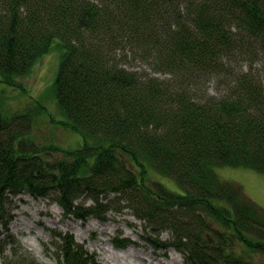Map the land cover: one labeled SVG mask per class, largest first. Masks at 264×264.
Returning <instances> with one entry per match:
<instances>
[{
	"label": "trees",
	"instance_id": "obj_1",
	"mask_svg": "<svg viewBox=\"0 0 264 264\" xmlns=\"http://www.w3.org/2000/svg\"><path fill=\"white\" fill-rule=\"evenodd\" d=\"M53 48L51 92L81 145L27 138L39 103L0 112L2 264H37L5 232L24 193L77 219L129 207L170 233L184 264H257L264 209L215 169L264 174V0H0L1 87L24 91L20 78ZM59 240L57 261L98 264L71 235Z\"/></svg>",
	"mask_w": 264,
	"mask_h": 264
},
{
	"label": "rangeland",
	"instance_id": "obj_2",
	"mask_svg": "<svg viewBox=\"0 0 264 264\" xmlns=\"http://www.w3.org/2000/svg\"><path fill=\"white\" fill-rule=\"evenodd\" d=\"M57 65L58 49L53 48L50 52L38 58L29 72L20 78V84L24 87V91L19 90V87L0 86V112L10 116L13 113L38 108V101L43 108L42 114H38L33 118L27 138L38 144H41L39 141H54L61 148L74 149L81 145V137L76 132L64 128L66 126L62 124L56 100L51 92ZM258 66H261L260 63ZM255 67L258 68L257 65ZM156 76L160 77V74H156ZM52 119L54 121H51ZM215 171L221 179L235 181L240 184L244 193L264 209V174L248 168L231 166H222L218 170L215 169ZM148 177L149 181L159 179V182L171 191L182 192L178 183L172 178L160 177L153 171H149ZM124 203L120 202L117 206L122 207ZM7 210H9L8 216L11 217L6 225L7 231L5 232L11 234L17 244L33 257L37 264H46L44 259H48L50 264L63 263L62 260L57 261L56 256L58 254L56 245L59 244V237L61 239L62 234L71 235L73 240L80 244L83 250L91 255L98 264H113L103 258L104 255L99 250L100 242L109 248L110 244L113 243V239L116 238L117 240L119 237V239L125 238L129 241L123 247H116L112 244L114 248L111 250L119 254L125 249L131 248L130 250L147 254L146 257L155 256L159 260L167 259L169 261L167 264H184V254L169 246V241H172L170 233L166 230H157L158 235L156 231L155 234L150 232L148 228H145V222L137 219L129 207H124L120 211L109 210L105 214L104 220L94 217L77 219L72 215L65 216L62 208L52 199L34 198L30 194L24 193L13 198L10 202V208ZM89 222L95 225L98 224V228L85 232L86 224ZM75 226L76 229L74 230L77 233H73V229H71ZM102 226L107 227L108 230L101 231L100 227ZM30 230L32 231L28 232ZM0 231H4V229L0 227ZM33 232L37 233V237L32 234ZM57 233H61V235L59 237L55 236ZM76 234L79 236H76ZM145 237L149 238L150 241H146ZM154 237L161 243L157 241L153 244L151 240ZM23 239L33 242L39 249L38 256L23 245L21 242ZM172 258H175L176 261H173ZM6 259L8 260V257ZM252 259L257 264H264V256H260L258 252L252 254ZM0 264H2L1 256ZM137 264H143L140 258Z\"/></svg>",
	"mask_w": 264,
	"mask_h": 264
},
{
	"label": "bare ground",
	"instance_id": "obj_3",
	"mask_svg": "<svg viewBox=\"0 0 264 264\" xmlns=\"http://www.w3.org/2000/svg\"><path fill=\"white\" fill-rule=\"evenodd\" d=\"M38 104V101H37ZM88 222V221H87ZM98 224H94V223H87L86 227H85V232H87L88 230H95L96 228H98ZM71 229H73V233H77V231H75L74 229H76L75 227H72ZM17 230H19L17 228ZM22 230V229H21ZM101 231H107L108 228L105 226L100 227ZM32 230L28 231L31 232ZM35 237H37V233L33 232L32 233ZM76 236H79L78 234H76ZM81 237V236H80ZM21 242L23 243L24 246H26L30 251H32L33 253H35L37 256L39 254V249L33 244V242H31L28 239H23L21 240ZM113 243H111L108 247H106V245L102 242H100L99 246V250L100 252L103 253V258L108 262H112L113 264H137V261L139 260V258L141 259L143 264H167L169 263V261L166 260H159V258L157 257H153V256H149L146 257L147 254L143 253V252H139L137 250H130L131 248L125 249L123 252H121V254H119L118 252L112 251L111 249L114 248ZM124 249V248H123ZM141 255V256H140ZM165 258V257H163ZM162 259V258H161ZM173 261H176L175 258H172ZM143 261H146L145 263ZM44 263L46 264H50V262L48 261V259H44ZM57 264V263H54ZM180 264V263H178Z\"/></svg>",
	"mask_w": 264,
	"mask_h": 264
}]
</instances>
